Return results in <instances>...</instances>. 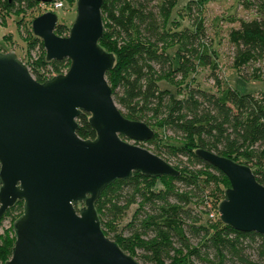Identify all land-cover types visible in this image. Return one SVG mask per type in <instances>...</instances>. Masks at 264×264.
Wrapping results in <instances>:
<instances>
[{
    "label": "trees",
    "instance_id": "trees-1",
    "mask_svg": "<svg viewBox=\"0 0 264 264\" xmlns=\"http://www.w3.org/2000/svg\"><path fill=\"white\" fill-rule=\"evenodd\" d=\"M18 1L0 0V9L12 11ZM25 1L26 7L40 3ZM150 1L103 0L99 44L114 57L106 78L113 101L123 108V112L118 109L121 114L170 131L174 140H165L162 149L169 155L184 157L187 163L173 165L179 171L177 176L132 171L127 178L112 180L94 204L101 229L131 257L140 250L139 257L148 264H264L262 235L234 230L217 215L214 221L207 217V221L200 222L201 212L190 207L198 200H208L204 188L210 182L207 176L211 171L228 185L223 173L194 154L197 148L247 165L256 181L264 185V92L255 95L228 85L222 87L216 74L217 55L201 41L205 38L202 18L192 17V28L170 30V24L178 25L170 19L175 0H161L155 6H150ZM191 2L202 5L204 0L185 3L189 15ZM249 4L254 6L256 17L240 19L238 27L228 33L234 46L232 68L237 72L249 62L264 60V0ZM66 29L57 23L55 33ZM30 39L33 44L40 41L44 47L38 37L31 35ZM169 48H173V56ZM65 62L70 64L67 58L47 61L42 57L38 65L58 68ZM196 66L209 69L216 88L213 92L192 86L194 77L189 74ZM162 80L169 82L175 92L160 87ZM88 119L89 113L78 115L77 134L94 139L96 132ZM155 137L144 142L154 143ZM156 148L160 152L159 146ZM16 204L22 201L12 207ZM131 204H137V208L126 225L129 233L109 236L115 220ZM14 242V238L6 237L0 243V264L12 254Z\"/></svg>",
    "mask_w": 264,
    "mask_h": 264
},
{
    "label": "water",
    "instance_id": "water-1",
    "mask_svg": "<svg viewBox=\"0 0 264 264\" xmlns=\"http://www.w3.org/2000/svg\"><path fill=\"white\" fill-rule=\"evenodd\" d=\"M102 3L77 0L67 36L55 33L53 11L32 20L46 60L69 59L63 74L40 82L14 51L0 52V219L18 200L23 203L4 264H138L104 234L95 201L107 184L132 171L179 174L160 156L120 138L143 142L153 131L125 118L112 99L106 72L114 57L99 44ZM81 112L89 113L94 139L77 134ZM194 154L228 180L219 220L264 237V185L250 167L200 148Z\"/></svg>",
    "mask_w": 264,
    "mask_h": 264
},
{
    "label": "rangeland",
    "instance_id": "rangeland-1",
    "mask_svg": "<svg viewBox=\"0 0 264 264\" xmlns=\"http://www.w3.org/2000/svg\"><path fill=\"white\" fill-rule=\"evenodd\" d=\"M63 3V6L54 10L50 4H35L33 6L26 7V1L15 2L12 11L0 9V52H6L12 50L16 53L17 57L26 65L31 75L38 81L43 82L46 79H50L57 74L65 73L70 64H64L61 67L55 68L54 65L46 64L45 66L38 65L40 59L45 57V48L41 46L40 41L31 43V35H33L31 29L32 20L43 14L46 11H53L58 16V24H63L67 27L64 33L57 34L59 36H67L76 16V1L77 0H56ZM161 0H151L150 6H155L160 3ZM189 0H175L174 6L171 10L170 19L178 21L177 27L174 24H170V30L182 29L184 27H191V18L200 16L202 18L205 38L202 39L204 43H207L210 50H214L217 58V70L216 74L220 80V85L225 87L226 85L238 90L241 93L251 92L255 95H260L264 92V60L249 62L242 67L239 72L232 68V58L234 53V46L229 41L228 33L230 29L238 27V21L240 19L249 20L256 17L255 8L249 3H253L254 0H204V3L200 5L198 2L190 3L191 13L187 14L185 7L183 6ZM174 25V26H173ZM40 39V38H39ZM41 40V39H40ZM170 56H173V48L168 49ZM70 62V61H69ZM174 63V62H173ZM209 69L204 67H195L194 71L189 74L193 76L192 86L204 88L209 91H214L215 85L213 79L210 77ZM240 75V76H239ZM257 77H254V76ZM243 76L245 79H243ZM188 77V78H189ZM178 78V77H177ZM180 83V82H179ZM182 84V83H181ZM160 87H166L170 92L174 93L175 89L171 87L169 82L162 80L159 83ZM115 103V102H114ZM116 107L123 112V108L115 103ZM153 131V135H156L154 143H145L131 141L120 136L124 141L144 147L150 152H157L161 158H163L170 165L177 164L179 161L187 163L184 157H176L169 155L162 149L163 142L165 140L172 139L170 131L164 129H157L150 126ZM166 138V139H165ZM156 146H159L160 152H158ZM155 154V153H154ZM209 175L211 178H209ZM207 176L209 182L204 188V195L207 197V201L198 200L192 207L195 211H200V222L207 221V208H213L217 210L218 203L223 198V190L228 187L221 182L220 179H216V174L210 172ZM205 177V176H204ZM157 185L162 184L156 181ZM83 206V203L77 204L76 208L79 210ZM137 208V204H131L121 216H119L115 223L112 225L113 231H110L109 236L113 233L121 232L123 235H127L129 231L126 228L127 223L132 218L134 210ZM23 211V203L16 204L11 209L6 211L5 215L0 219V243L4 238L15 239L13 221L17 219ZM204 212V214H203ZM217 218L209 221H214ZM140 250H136L135 261L138 264H148L139 257ZM11 257V255H10ZM10 257L8 259H10ZM168 261H164L167 264ZM3 264V263H1ZM199 264V263H197Z\"/></svg>",
    "mask_w": 264,
    "mask_h": 264
},
{
    "label": "built area",
    "instance_id": "built-area-1",
    "mask_svg": "<svg viewBox=\"0 0 264 264\" xmlns=\"http://www.w3.org/2000/svg\"><path fill=\"white\" fill-rule=\"evenodd\" d=\"M43 4V3H41ZM51 5V7L56 10V9H59L63 6V3L62 2H59V1H56V0H53L52 2L48 3ZM207 200H205L206 202ZM208 208H207V217L212 219L214 218L216 215L218 216V212L216 209H213V208H209V205H207Z\"/></svg>",
    "mask_w": 264,
    "mask_h": 264
}]
</instances>
